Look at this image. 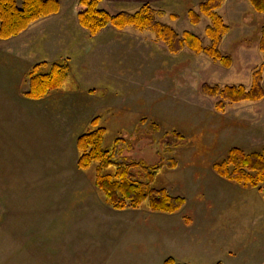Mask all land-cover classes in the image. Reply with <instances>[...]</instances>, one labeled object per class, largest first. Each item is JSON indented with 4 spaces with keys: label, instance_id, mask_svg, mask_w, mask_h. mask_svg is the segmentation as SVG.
<instances>
[{
    "label": "rangeland",
    "instance_id": "1",
    "mask_svg": "<svg viewBox=\"0 0 264 264\" xmlns=\"http://www.w3.org/2000/svg\"><path fill=\"white\" fill-rule=\"evenodd\" d=\"M56 1L57 13L0 39V264H163L160 244L149 252V229L159 241L170 222L195 229L205 218L214 224L213 237L197 246L202 263L221 247L216 257L223 264H264V184L243 187L212 168L231 148L264 149V96L219 109V99L201 91L204 84L250 89L263 60L264 13L248 0H225L216 10L229 26L219 50L231 63L223 67L187 49L172 54L153 34L132 27L90 34L78 22L79 0ZM201 1L99 0L97 7L115 15L147 3L165 12L157 16L161 23L207 46L209 19L200 15L194 24L187 17ZM15 2L20 7L23 0ZM22 59L33 63L30 70L40 64L34 70L40 73L62 65L61 87L41 103H24L20 89H30V78L22 80L13 63ZM24 104L42 110H22ZM99 127L114 164L148 166L155 189L185 199L180 215L153 214L146 205L111 211L93 168L77 167L78 138ZM69 171L70 180L63 177ZM131 171L147 181L142 170Z\"/></svg>",
    "mask_w": 264,
    "mask_h": 264
},
{
    "label": "trees",
    "instance_id": "2",
    "mask_svg": "<svg viewBox=\"0 0 264 264\" xmlns=\"http://www.w3.org/2000/svg\"><path fill=\"white\" fill-rule=\"evenodd\" d=\"M225 0H203L197 6V11L189 9L187 17L197 24L200 15L209 19L205 34L209 45H203L199 37L189 32L179 35L167 24L161 23L157 16L164 11L155 10L145 3L133 13L121 11L115 15L99 9V0L78 1V22L90 34H96L101 29L112 26L118 30L132 27L137 31L149 32L162 42L168 52L177 54L187 49L194 55H202L217 62L223 67H229L231 59L220 53L219 45L229 32V26L216 12ZM256 12L264 13V0H248ZM59 10L56 0H23L18 7L15 0H0V39H8L25 30L38 19L53 15ZM259 50L262 53V63L252 75V85L249 90L243 86H210L201 87L203 94L217 97L216 107L223 109L227 102L242 101L255 102L264 96L261 86L264 68V27L261 29ZM40 64H36L27 74L30 78V89L23 95L28 99L40 100L55 89L61 87L66 74L62 65L51 66L49 72L34 71ZM104 129L99 127L82 134L77 140L79 158L77 167L81 170L93 168L94 185L103 194L106 203L114 210L140 209L146 205L151 212L178 213L184 206L185 199L172 196L164 189L152 186L154 171L140 163L114 164L113 150H106L102 146ZM142 170L147 181L137 180L131 170ZM213 171L221 178L241 184L243 187L256 188L264 184V149L261 153H244L239 148H231L227 157L212 166ZM163 264H177L167 258Z\"/></svg>",
    "mask_w": 264,
    "mask_h": 264
},
{
    "label": "crops",
    "instance_id": "3",
    "mask_svg": "<svg viewBox=\"0 0 264 264\" xmlns=\"http://www.w3.org/2000/svg\"><path fill=\"white\" fill-rule=\"evenodd\" d=\"M153 1V0H152ZM157 1V0H154ZM20 70V76L22 77V80L26 78L27 74L29 73V70L31 68L30 64L32 65L33 63L27 62L22 59V61H16L13 62ZM30 63V64H29ZM4 67L7 68V66H11L12 62H3ZM25 76V77H24ZM10 78V75H9ZM28 78V77H27ZM26 78V79H27ZM28 90L26 88L20 89V94L24 97V93L27 92ZM11 93H15L14 89H12L11 86ZM25 101L24 103H27L28 101H33V102H38L41 103L42 100H29L28 98L24 97ZM27 100V101H26ZM22 110H42V108H37L34 107L30 109L29 107H26V104H24V107ZM45 110V109H44ZM52 110H60L59 108H52ZM76 167V164H75ZM81 173H84L85 171H81L78 169ZM76 170V171H78ZM71 171L67 174H63V177L65 179H71ZM76 192V191H73ZM72 192V193H73ZM74 194V193H73ZM105 211L111 210L108 208L104 207ZM137 210V209H135ZM113 213H117L116 215H122L124 212L127 210H111ZM128 211H134V209H129ZM181 211L178 213H161V212H151L153 214L161 213L162 215H165V217H175L177 215H180ZM105 219V217H104ZM167 222H170L169 220ZM172 223L170 228L169 226L167 228H164L165 230V235L160 237V240L157 241V236L155 232L151 231L149 229L148 232V237H149V252L154 253L153 247H155L157 244H160L161 248L164 249L165 253L167 254V258H171L175 263L178 262L177 264H223L222 261L219 259V257H216L219 254V252L222 250L221 247H218L216 249V254L213 257V260L207 263H202L200 261L201 255L200 251L197 248L200 242H203L204 240L210 239L212 236V225L214 224V220H210L209 218H205L201 220L200 225L199 223L196 225L197 228H191L189 229V225H186L189 222L186 221H177V222H170ZM232 247H229L227 249H224L225 252L230 251ZM161 249V251H162ZM192 250L191 255H188V250ZM195 251V252H193ZM150 253V254H151ZM166 260V259H165ZM164 260V261H165ZM164 263V262H163Z\"/></svg>",
    "mask_w": 264,
    "mask_h": 264
}]
</instances>
